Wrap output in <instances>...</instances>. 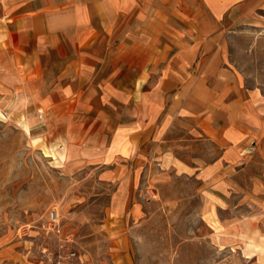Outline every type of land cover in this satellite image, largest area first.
<instances>
[{
	"label": "crops",
	"instance_id": "crops-1",
	"mask_svg": "<svg viewBox=\"0 0 264 264\" xmlns=\"http://www.w3.org/2000/svg\"><path fill=\"white\" fill-rule=\"evenodd\" d=\"M262 19L264 0H0V113L110 179L121 167L114 220L142 178L199 179L212 234L264 264V95L226 59L232 33ZM23 247L0 240V264H36ZM108 248L131 264L123 236Z\"/></svg>",
	"mask_w": 264,
	"mask_h": 264
},
{
	"label": "rangeland",
	"instance_id": "rangeland-1",
	"mask_svg": "<svg viewBox=\"0 0 264 264\" xmlns=\"http://www.w3.org/2000/svg\"><path fill=\"white\" fill-rule=\"evenodd\" d=\"M227 49L235 79L264 95V19L240 26ZM33 133L0 113V240L19 242L36 264H109L108 240L120 236L131 264H251L212 234L199 179L142 178L125 214L114 220L107 207L122 168L110 179L99 159H83L75 146L65 149L54 136Z\"/></svg>",
	"mask_w": 264,
	"mask_h": 264
},
{
	"label": "built area",
	"instance_id": "built-area-1",
	"mask_svg": "<svg viewBox=\"0 0 264 264\" xmlns=\"http://www.w3.org/2000/svg\"><path fill=\"white\" fill-rule=\"evenodd\" d=\"M49 220L52 224L56 223L57 222V213L54 209H51L50 212H49ZM58 231V230H57Z\"/></svg>",
	"mask_w": 264,
	"mask_h": 264
}]
</instances>
